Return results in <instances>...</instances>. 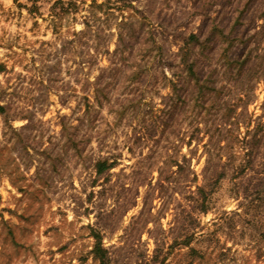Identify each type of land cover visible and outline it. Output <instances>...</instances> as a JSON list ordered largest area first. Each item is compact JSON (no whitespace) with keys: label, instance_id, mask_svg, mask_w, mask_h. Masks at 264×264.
<instances>
[{"label":"rangeland","instance_id":"374dc122","mask_svg":"<svg viewBox=\"0 0 264 264\" xmlns=\"http://www.w3.org/2000/svg\"><path fill=\"white\" fill-rule=\"evenodd\" d=\"M263 177L264 0H0V264H264Z\"/></svg>","mask_w":264,"mask_h":264},{"label":"trees","instance_id":"16d2710c","mask_svg":"<svg viewBox=\"0 0 264 264\" xmlns=\"http://www.w3.org/2000/svg\"><path fill=\"white\" fill-rule=\"evenodd\" d=\"M190 38H196V36L191 35ZM183 57H184L183 58V62H184V66H185V69H186L187 73H189L190 76H193L195 78V80L198 81V79H197V77H195V73L193 71V63L187 61V59H186L187 55L186 54ZM142 70L143 69L140 68V69L136 70L133 74L134 75H140V72ZM181 91H183V90H181ZM262 182H263L262 184L264 186V177H263ZM260 236L264 239V232L262 234H260ZM97 250H98V247H97ZM100 260H101V264H103V260L102 259H100Z\"/></svg>","mask_w":264,"mask_h":264}]
</instances>
